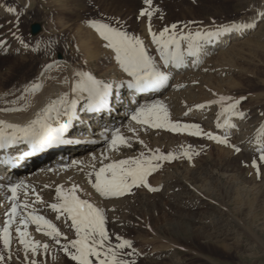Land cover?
Instances as JSON below:
<instances>
[{"label": "rangeland", "instance_id": "374dc122", "mask_svg": "<svg viewBox=\"0 0 264 264\" xmlns=\"http://www.w3.org/2000/svg\"><path fill=\"white\" fill-rule=\"evenodd\" d=\"M148 7L143 0H0V40L4 41L0 44V108L27 104L34 95V86L50 83L56 70L66 72L64 63L46 68L56 59L85 68L83 44L87 41L99 52H107L108 56L102 58L111 62L108 52L115 56L114 50L106 47L107 42L90 21L108 23L139 36L157 66L166 71L148 32V17L139 16L141 9ZM8 8L16 11L9 12ZM151 9H157L151 18L152 30L157 34L172 24H177L179 36L221 27L232 29V25L256 19V28L245 38L240 37L244 38L242 42L228 36V40L210 45L196 66L183 68V75L193 74L185 77L178 89H173L175 76H171V86L165 88L174 91L170 96L176 100L175 105L168 102L165 92L148 99L151 103L162 102L173 122L198 124L204 133L226 137L229 143L190 134L194 130L172 132L138 125L131 120V114L142 105L141 101L118 122L135 129L126 133L129 136L119 130L128 144L114 149L109 145L111 138L104 140L109 150L106 156L87 160L94 165L88 172L87 185L83 184L89 191V197L84 199L104 210L112 246L120 243L117 237L131 241V248L119 250L129 264H264V161L259 160L261 149H247L243 144L264 124V0H153ZM34 23L41 25L37 34L31 32ZM186 48L187 41L181 40V49ZM120 73L128 77L122 69ZM222 96L233 100L245 97L237 106L244 117L221 115V104L209 103ZM194 102L206 106L198 113L185 111ZM229 103L223 102L225 106ZM226 118L235 121L227 133L213 129L216 121ZM156 149L175 156L170 161H153L161 166L147 180L156 191L134 186L122 196L101 197L91 187L89 181L94 182V173L102 164L139 157L141 153L151 156ZM185 150L190 159L183 155ZM254 159L259 174L252 166ZM38 213L52 220L68 237H75L66 216L54 220ZM116 214L131 222L118 224L113 218L119 217ZM15 227L14 224L11 230L9 254L0 242V253L10 255L11 260L0 264H30L33 259L37 264H76L32 224L27 229L31 238L50 247L47 253L39 249L36 255L26 254L15 238ZM61 242L66 243L62 237ZM129 252L131 256L126 255Z\"/></svg>", "mask_w": 264, "mask_h": 264}, {"label": "snow or ice", "instance_id": "6c2138e0", "mask_svg": "<svg viewBox=\"0 0 264 264\" xmlns=\"http://www.w3.org/2000/svg\"><path fill=\"white\" fill-rule=\"evenodd\" d=\"M153 0H143L148 8L141 9L139 16L148 17V32L151 36L152 43L156 45L160 60L165 68L169 64L180 67L185 63V56L195 57L199 54L203 47V43H210L214 37H218L221 32H228L229 27H221L216 31H196L195 33H187L177 35V24L165 26L158 34L152 30L151 18L157 9H151ZM9 12H15L16 9L8 8ZM139 18V17H138ZM18 22V18H17ZM91 26L98 32L100 37L107 42L106 47L111 48L115 52V59L120 68L127 73L129 79L127 86L135 89L137 92H146L149 90L159 89L168 79L167 74L157 66L156 62L146 50L144 41L135 35H130L127 31L121 30L119 27H113L108 23L99 21H90ZM186 26V25H185ZM248 25H232V28L247 27ZM15 35V33H13ZM19 38V37H18ZM181 40L187 41V48L181 49ZM203 42V43H202ZM4 41L0 40V44ZM78 81L72 88L74 93H86L87 108L94 110L99 108H107V96L111 88L110 84L104 83L102 80L95 78L89 72H77ZM39 87V86H34ZM240 99L233 100L231 97H220L217 101L209 103H220L222 107L221 115L225 113L231 116L244 117L245 113L237 110ZM224 101H231L226 106ZM76 99L68 100L67 94H64L58 101L52 102L47 107L38 112L36 118L27 125L21 126L0 121V148L11 146L18 142H27L31 144L32 151L26 155H32L49 147L50 145L61 142L63 132L67 128V123H61L58 127H53L49 121L52 119L51 113L55 111L56 117L66 115L71 119L75 115ZM60 105L61 107H57ZM203 108L205 105H196ZM61 108L63 111H61ZM7 111L9 109H3ZM187 115V113H185ZM131 120L138 125H147L152 128H164L172 132L190 131L192 135H205L210 140H215L221 144H228L226 137L214 135L211 132L204 133L198 124H182L179 121L173 122L166 106L156 100L149 104L140 105L135 108L131 114ZM229 119L224 120L225 125H229ZM220 126V125H218ZM6 128L13 129L11 133L5 131ZM135 131V129H129ZM259 133L264 134V124L260 125ZM143 143V141H140ZM121 144H128V139L121 135L119 131H113L109 145L111 148L117 149ZM235 151L240 149L234 145ZM152 151V150H150ZM184 156L191 158L188 150L183 152ZM173 153L164 154L156 149L151 156H145L141 153L139 157H130L128 159L113 161L102 166L95 171V180L91 183V187L101 197H117L122 196L135 187L143 186L150 191H156L148 184V176L155 169L160 167L159 163L153 161H170L174 159ZM259 160L264 161V149L260 150ZM75 163V162H74ZM252 166L259 168L256 159L253 160ZM23 182H21L22 184ZM19 184L10 185L11 195L7 197L12 201L10 208L5 213L7 221L0 227V242L4 249H10L13 241L12 226L15 224V238L23 247L25 253L31 252L33 255L38 253L39 249H43L45 253L49 251V244L34 240L28 232V225H35L37 232H42L45 236L52 238L55 245L59 246L62 251L76 264H129L128 260L121 258L120 249L125 247L131 248V241L117 237L120 243L112 246L109 241L110 237L106 229V216L102 208L91 203L87 199H82L77 193L81 191L78 185L64 190L63 186L56 189L57 202L48 204L47 207L55 212L56 219L66 216L70 223L68 227L74 230L75 238L69 240L68 237L61 232L60 228L46 218L44 215L38 214L35 207L28 202L18 203L17 190ZM36 202L44 203L39 193H36ZM61 237L66 243L61 242ZM126 255L131 256L129 252ZM11 260V256L7 257L0 253V262ZM27 260V255L25 257ZM30 264H37L35 259Z\"/></svg>", "mask_w": 264, "mask_h": 264}, {"label": "bare ground", "instance_id": "6f19581e", "mask_svg": "<svg viewBox=\"0 0 264 264\" xmlns=\"http://www.w3.org/2000/svg\"><path fill=\"white\" fill-rule=\"evenodd\" d=\"M255 24L256 19L252 17L241 24L248 25L247 27L232 28L228 32H221L220 35L214 37L210 43L202 42L203 47L197 56H185V63L180 67L169 64L166 71H164L168 76L167 81L159 89L146 92H137L135 89L128 88L127 81L131 78L121 75V68L114 54L108 52L112 60L111 62H106L102 57H107V52H99V48L94 45L93 47L92 43L90 44L88 41L83 44V51H85V57L83 58L84 64L86 65L85 68L75 67L70 62L60 59H56L55 63L52 62L48 64L46 66L47 69L52 65L56 68V63H64L67 66V71L63 72L56 70L53 74L54 78L50 83L47 81L48 83L45 82L46 84H43V82L36 85L39 87H33L32 91L34 95L27 104L20 107H1L0 121L21 126L27 125L36 118L38 112H41L42 109L52 102L58 101L64 94H67V99L69 101L72 99L77 100L75 114H79L81 120L73 118L74 116L69 119L66 115H60L59 118H57L55 111H53L51 113L52 119L49 121L53 127H58L61 123H67L68 125L62 134L61 142L54 143L44 150L35 152L32 155H26V153L32 151L31 144L23 141L14 143L8 147L0 148V227L3 226V219L6 217L5 213L12 203L7 197L11 194L10 185L13 184L20 185L17 190L18 203L26 201L32 207H35L38 212L40 211L42 214L44 213L54 220H57V214L48 208L47 205L57 202L56 189L58 187L63 186L64 190H67L73 185H78L81 191L77 194H80L79 196L82 199L88 198L89 191H87L86 188L88 186L85 187L83 184H86L88 172L93 169L94 164L89 163L87 160H89V157H96V155L99 157L106 156L109 150H107L104 140L111 138L112 134H110V132L115 131V127H117V131L122 129V134L124 135L129 131L131 124L128 126H120L121 123L118 124V122L123 120L124 116L130 115V109L141 101L142 105L151 103L148 99L160 92H165L168 102L175 105L176 100L174 101L171 99L174 97L170 96L172 90L168 91V89L166 90L165 88L170 84V80H173L175 76L172 87L173 89H178L179 85H181V81L185 77L192 76L191 74H193L187 73L183 75V68L196 66L206 50L210 49V45H218L228 40V36H234L235 38L233 40L242 42L245 38L244 36L256 28ZM248 28L249 31H246ZM242 33L245 34L242 35ZM242 36L244 37L243 39L240 38ZM155 48L157 47L155 46ZM156 50L158 52V49ZM81 71L89 72L95 78L111 85V92L109 90L107 96V108H99L90 111L87 108V100L85 98L87 94L83 93L78 95L72 91L73 86L79 79L76 73ZM172 75L173 77H171ZM112 88H115L116 91L113 92ZM118 91L125 93V99L122 100L117 95ZM173 93L174 91H172L171 95L175 94ZM137 98H139V102L138 100L137 102L135 101ZM196 105H199V103L194 102L190 104V106L185 108V111H195L198 113L200 108L196 107ZM57 107L61 106L57 105ZM113 108L117 109V111H114ZM3 109L9 110L4 111ZM61 111H63L62 108ZM89 118H91V122L86 127L84 121ZM224 120L225 119L216 121L213 124V129L227 133L234 125L235 121L229 120V125H225ZM244 126H246L243 128L245 130L247 124ZM5 131L11 133L13 129L6 128ZM126 135L129 136L130 134ZM248 138L249 139L243 143L247 149L260 150L264 148V134H260L259 129L250 134ZM91 149H93V151H91ZM69 159L70 161L66 165V160ZM99 162H101V159H99ZM21 182L23 183L21 184ZM37 189L38 191H36ZM34 193H39L44 203L36 202L32 204L37 199ZM44 196H46V198H44ZM116 215L119 217L113 215V218H116L118 224L126 225L131 222L130 219H123L120 218V215ZM62 231L63 230H61V232ZM65 235L68 237V234ZM36 237L38 238L39 236ZM74 238L75 237H68L69 240ZM6 252L9 254V249H7Z\"/></svg>", "mask_w": 264, "mask_h": 264}, {"label": "water", "instance_id": "95a60500", "mask_svg": "<svg viewBox=\"0 0 264 264\" xmlns=\"http://www.w3.org/2000/svg\"><path fill=\"white\" fill-rule=\"evenodd\" d=\"M31 29H32V33L36 34L37 32L40 31L41 25L39 23H34V24H32Z\"/></svg>", "mask_w": 264, "mask_h": 264}]
</instances>
